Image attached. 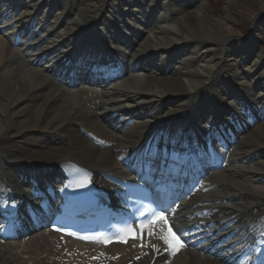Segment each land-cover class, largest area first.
Returning <instances> with one entry per match:
<instances>
[{
	"label": "bare ground",
	"instance_id": "1",
	"mask_svg": "<svg viewBox=\"0 0 264 264\" xmlns=\"http://www.w3.org/2000/svg\"><path fill=\"white\" fill-rule=\"evenodd\" d=\"M204 1L0 0V227L17 233L0 241V264H264L242 249L264 241V0H227L223 18ZM246 23L249 41L238 32ZM178 121L190 133L169 126ZM191 140L220 171L205 193L179 197L175 221L204 210L208 222H230L240 244L214 231L213 257L183 247L169 259L149 244L114 247L112 257L126 254L100 263L86 256L93 246L67 241L66 251L65 237L21 229L34 187L55 188L61 166L104 186L134 170L149 187L165 168L190 174L177 151L192 158Z\"/></svg>",
	"mask_w": 264,
	"mask_h": 264
},
{
	"label": "rangeland",
	"instance_id": "2",
	"mask_svg": "<svg viewBox=\"0 0 264 264\" xmlns=\"http://www.w3.org/2000/svg\"><path fill=\"white\" fill-rule=\"evenodd\" d=\"M227 0H205L203 2V5L207 6V9H208V12L210 14V16H212L213 14H215L216 18H223L225 16V11H224V6H225V2ZM247 7V6H246ZM236 17V16H234ZM260 20H264V14H262L260 17H259ZM251 24L249 23H246L245 25H242L239 29H238V32L243 36L242 38L245 40H248L250 39V35L252 33V30H251ZM238 33V34H239ZM260 37L256 38V48L258 47V51H263L264 52V31L260 32ZM249 41V40H248ZM254 48V47H253ZM253 50V49H252ZM255 52H256V49H255ZM254 52V53H255ZM253 53V55H254ZM219 54V52H218Z\"/></svg>",
	"mask_w": 264,
	"mask_h": 264
}]
</instances>
